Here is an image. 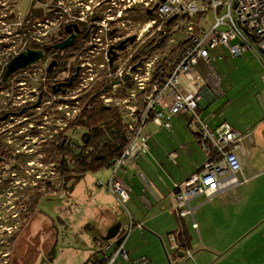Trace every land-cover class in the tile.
<instances>
[{"label":"rangeland","instance_id":"1","mask_svg":"<svg viewBox=\"0 0 264 264\" xmlns=\"http://www.w3.org/2000/svg\"><path fill=\"white\" fill-rule=\"evenodd\" d=\"M127 1L132 5L130 9L126 7ZM143 1L0 0V121L4 122L7 119L3 114L8 110L20 114L26 106L30 109L36 108L39 96H43L39 109H32L28 116L17 118L15 121L9 120L0 126L2 147L0 150L6 149L8 152L4 157L3 172L0 173V217L7 218L15 212L20 219L26 220L21 232L13 235L17 237L12 242L13 236L8 237L9 233L0 229V253L7 251L10 254L9 264H78L80 256L78 257L77 251L88 250L86 245L89 239L95 238L96 245L102 246L107 243L102 240L104 234L100 232L105 230L106 210L115 209L113 206L110 208L112 204L105 203L112 200V195H107L105 188H95V185H92L95 194L93 198H88L83 189L87 187L84 178L73 193L60 191L61 176L57 172L59 168L57 160L60 155L56 156L58 152H53L51 154L54 156H50L47 152H52L57 142L64 144L65 150H69L68 145L80 144V138L85 131L77 127L68 131V124H72L78 117L83 104L95 102L97 94V100L102 102V105H105L102 96L109 98L113 94L118 98L127 99L129 105L134 103L128 98V93L134 89L133 82L127 81V88L121 86L112 89V83L117 81H110L108 78L109 74L115 75L118 69L125 67L124 61L127 57L139 56L147 45L158 40V35L167 36V39L160 48L156 47L149 52V55L162 57L164 54L167 55L168 47L169 50L175 47L170 40L176 44L183 38L179 31L170 33L169 28H161L160 31L149 29L136 41L140 30L148 21L145 17L136 19L137 15L141 16L144 13L140 8ZM2 3L5 6H2ZM31 8L36 14L44 17L40 21L30 19ZM124 8L126 11L118 17L117 12L123 11ZM146 14L149 16L151 13ZM213 23L214 16L210 12L199 25L203 30H209ZM71 25H77L79 30L72 49L68 48L65 52L54 49V53L44 56L35 66L2 82L10 60L26 49L39 50L37 47L40 45L54 47L64 42L69 37L65 28ZM130 37H135L134 43L131 46H126L129 43H125L126 50L117 52V59H114V62L105 64L102 56L106 46L116 47L115 38L118 45ZM161 48L164 50L162 54ZM143 57L148 59L146 56ZM250 60L247 61L248 66L244 71V67L240 68L237 63L236 67L239 70L234 71L230 66L236 88L228 95L232 104L226 111L225 118L238 128L243 124L251 125L261 118L258 104L249 102L248 92L245 91L251 83L252 74L261 73L258 63L252 58ZM52 62L56 63V67L51 73H46ZM240 62L242 66L243 61ZM100 65L104 66L101 68ZM92 74L94 81L89 83L87 79ZM71 79L68 87L60 88L55 94L51 93L58 85L68 83ZM107 85L110 87H106ZM139 100H143V97L139 96ZM114 101L118 100H111L114 105L112 107L123 113L126 110L124 105ZM60 104L78 110L69 113L67 117L65 113L71 112V109L61 106V111H58ZM250 109H253V115L249 114ZM60 113L61 115H58ZM126 120L127 118L123 121ZM149 125L150 123L147 124ZM55 132H58L56 138L58 141L53 146ZM63 132L64 139L61 135ZM201 157L194 153L193 161L200 165L205 161L202 155ZM110 173L109 169H104L88 175L87 180L98 178L102 183H106L107 178L111 177ZM38 198L41 199L35 207L32 204ZM12 205L14 209H10ZM80 207H84L82 214L75 209ZM218 209L220 210L219 207ZM123 212L125 213L124 210ZM123 212H119L120 217H125ZM185 219L192 224L196 221V216L192 214V219L190 217ZM11 224H13L11 221L6 223L7 226ZM196 233L199 234L200 231ZM216 235L217 233H213L210 242L217 245L220 241Z\"/></svg>","mask_w":264,"mask_h":264},{"label":"crops","instance_id":"2","mask_svg":"<svg viewBox=\"0 0 264 264\" xmlns=\"http://www.w3.org/2000/svg\"><path fill=\"white\" fill-rule=\"evenodd\" d=\"M249 57L258 63L261 73L252 74L251 83L245 91L248 92L249 102L258 104L261 118L238 128L225 118L232 104L228 95L236 88L230 70L231 67L234 71L239 70L237 63L240 68L244 67V71ZM210 58V65L201 60L193 67L189 77L179 78L178 91L185 96L197 89L200 101L196 114L211 132L227 125L242 136L238 151L241 171L237 175L241 184L226 188L209 200L205 196L193 199L190 207L196 216L194 230L193 224L177 215L170 198L173 186L198 172L209 156L202 147L200 133L190 127L191 115L169 116L172 97L170 94L161 96L154 107L163 114L165 122L149 117V121L139 128V135L145 138L143 150H136L122 167L115 168L112 164L110 168H105L111 172L106 183L98 178L87 180L88 175L104 170L101 169L86 174L71 191L66 190L73 193L83 178L87 185L83 189L88 198H93L95 194L92 185L105 188V193L112 195V200L105 203L112 204L110 208L113 206L115 209L106 210L105 230L100 232L104 234L102 240L110 228L119 226L116 237L106 241L105 245H96L95 238L89 239L86 245L89 251H77L80 256L78 264H85L105 248H108V254L111 253L121 238L123 242L120 246L128 260L117 258L114 264H134L141 257L147 258L149 264H264V68L250 53L233 58L227 50L216 48L210 51ZM241 60L242 66L239 63ZM167 78L163 79V83ZM159 83L163 84L160 80ZM153 84L154 81L147 84L145 91L137 93L133 103L135 107L139 96L143 97L146 107L145 97L153 93ZM249 114L253 115V109L249 110ZM168 120L170 126L166 128ZM194 153L200 158L202 155L205 161L200 165L193 161ZM112 177L127 191L126 202L121 203L107 190ZM80 208L75 209L82 214L84 207ZM121 211L125 217L119 216ZM198 231L199 234L196 233ZM213 233H217L219 238L217 245L210 242ZM189 252L191 257L186 255Z\"/></svg>","mask_w":264,"mask_h":264},{"label":"built area","instance_id":"3","mask_svg":"<svg viewBox=\"0 0 264 264\" xmlns=\"http://www.w3.org/2000/svg\"><path fill=\"white\" fill-rule=\"evenodd\" d=\"M113 3H109V5H114ZM131 6V3H128L126 7ZM140 8L141 12L147 13L150 10L151 14L145 26L140 30L136 41L140 39L142 33L149 31V29L160 31L161 28H169L170 33L179 31L183 34L180 42L188 40L189 43L184 47L180 59L162 85L159 83L162 71L157 70V64L163 57L158 55H152L146 60L141 58L137 60L141 54L135 58L129 56L124 61L125 67L123 69H118L115 75L109 74L110 81H117L112 83V89L121 86L127 88L126 82H133L134 89L128 93V98L133 102L136 100L137 93L145 91L147 84L154 81L153 93L145 97V112L139 117L135 116L137 108L133 104H131L133 106L129 105L127 99L118 98L115 94L109 98L102 96L105 106L112 104L111 100H118L114 102L124 105L127 112L126 116L131 120L128 125V131L131 133L129 144L112 167L124 166L126 160L132 157L136 150L144 149L145 138L139 135L138 130L149 121V117H152L154 121L165 122L163 114L157 111L154 105L160 100L161 96L170 94L173 102L168 109L169 116L182 113L191 115L190 127L200 133L202 147L209 156L198 172L193 173L180 184L174 185L170 192V198L174 203L177 215L181 219L187 217L192 219L193 211L190 208V202L193 199L205 196L209 200L226 188L241 184L237 178L238 173L241 171L238 151L241 148L243 139L240 134L231 130L227 125L211 132L196 114L200 101L197 89L194 93L183 96L178 91L177 84L180 77L190 76L193 67L199 61H205L207 65H210V51L216 48L227 50L233 58H240L245 53H250L264 68V0H144ZM125 9L117 12L118 17L126 11ZM210 12L213 13L214 23L209 30H203L199 22ZM171 19L173 20L170 21ZM196 29L198 31L197 35L195 33ZM169 42L174 46L180 43L175 44L173 40ZM114 45L117 46L116 38ZM111 47L115 46H106L104 49L102 57L105 64L111 63V55H109ZM168 51H170L169 47ZM117 52L124 51H116L115 60L117 59ZM133 58L137 63H133ZM102 66L104 65H100L101 68ZM93 77V74L89 75L87 79L90 81L89 83L94 81ZM106 87L110 86L107 85ZM107 90L108 88H106ZM61 106L71 109V112L65 113L66 116L78 110L75 107L60 104L58 111H61ZM165 126L169 128V120L165 123ZM138 141L140 142L139 145H137ZM140 178L143 179L141 175ZM107 190L118 197L121 203L128 200L127 191L113 177L107 185ZM10 209H14V206H10ZM8 221L13 222V224L7 226ZM24 222L26 220L20 219L18 213L13 212L10 217H0V229L4 230L5 233H9L8 237H12L19 232ZM130 229H128V233ZM193 229H196L195 224H193ZM108 251V248L101 250L85 264H114L117 258L128 260L122 246L114 248L109 254ZM186 255L191 257L190 252ZM9 256L10 254L7 251L3 254L0 253V264H8ZM134 264H149V261L147 258L141 257L134 261Z\"/></svg>","mask_w":264,"mask_h":264},{"label":"trees","instance_id":"4","mask_svg":"<svg viewBox=\"0 0 264 264\" xmlns=\"http://www.w3.org/2000/svg\"><path fill=\"white\" fill-rule=\"evenodd\" d=\"M31 11L30 19L33 21H40L42 17H44L36 14L33 8H31ZM143 14L144 16L142 17ZM143 14H141V16L137 15L136 19H142L144 17L146 19L150 18V16H147L146 12ZM195 33L196 35L198 34L197 29ZM158 37V40H154L155 42H152L146 46L148 49L145 47V51L141 53V56L137 60L140 58L145 59L143 56L150 58L152 55H149V52L156 49V47L160 48L167 39V36L162 37L161 35H158ZM188 43V40L180 42L172 50L168 51L167 49V55L164 54L162 56L163 59L157 64V70L162 71V77L160 79L161 83H163V79L165 77L169 76L170 71L177 64L181 54L183 53L184 47ZM39 47L43 49L44 46L40 45ZM39 47H37V49L40 50L41 48ZM65 50L66 49L63 51L65 52ZM160 50L162 51V54L164 52L163 48ZM133 61L136 62L135 59H133ZM96 97L98 98V94ZM97 98H95V102L91 101L87 105L83 104L80 108L78 117L72 122V124H68L69 127L67 126L68 131L71 130V128L76 127L85 131V133L80 138V144H74L72 146L68 145L69 150H65L63 149L64 144H59L57 142L58 139H56L58 136H55L52 139V145L54 146V144L57 142V145L54 146L56 149H54L52 146L53 151L47 152V154L50 156H54L51 154L53 152H58L56 156L60 155L57 160L59 164L57 172L60 173L61 189L63 190L71 191L73 186L88 173L110 168L112 164L120 158L122 151L129 144L131 133L128 131V125L131 123V120L126 116L127 112L124 111L123 113H120V110L118 108H113L112 106L114 105L112 104L108 106L102 105V102L98 101ZM96 100L98 102H96ZM136 107L137 112L135 116L139 117L144 112L145 103L142 100H138ZM58 115H61V113ZM126 118L127 120L123 121ZM62 134H64V132ZM33 138L37 137L33 136ZM76 151L78 152L77 154L75 153ZM41 198L35 199L32 205L36 207L38 201ZM21 229L19 230L18 234L21 232ZM174 234L178 235V232H175ZM16 237L17 236H13L11 242L15 240Z\"/></svg>","mask_w":264,"mask_h":264},{"label":"water","instance_id":"5","mask_svg":"<svg viewBox=\"0 0 264 264\" xmlns=\"http://www.w3.org/2000/svg\"><path fill=\"white\" fill-rule=\"evenodd\" d=\"M148 14L151 13V11H147ZM171 19L170 21H172ZM66 33L69 35V37L62 43L54 45L53 49L57 50H64L71 48L75 42L76 36L79 34V30L77 25H71L67 26L65 28ZM135 40V37H130L128 39H125L124 41L120 42L116 47H111L109 50L110 61L112 62L115 59V52L114 51H123L125 48V43L132 44ZM44 57L43 50H33V49H26L17 56H15L10 62L7 64L5 72L2 77V82H6L8 79L13 77L15 74H17L20 71H25L26 69L35 66L40 60H42ZM56 67V63L52 62L47 70L46 73H50L52 69ZM72 82V79L68 83L60 84L55 89H53L52 94H55L58 92V90L62 87H68ZM1 161V159H0ZM119 231V226H114L110 228L107 232V235L105 238H103L104 241L112 240L116 237ZM123 242V238L119 239L116 242V246H120V244Z\"/></svg>","mask_w":264,"mask_h":264},{"label":"flooded vegetation","instance_id":"6","mask_svg":"<svg viewBox=\"0 0 264 264\" xmlns=\"http://www.w3.org/2000/svg\"><path fill=\"white\" fill-rule=\"evenodd\" d=\"M2 6H5V4H1ZM4 17H6V16H4ZM27 22V21H26ZM134 43V42H133ZM132 43V44H133ZM129 45H131V44H127L126 46H129ZM40 50H43V53H44V56H46V55H49V54H51V53H54L55 51H54V49H53V46L52 45H49V46H44L43 47V49H40ZM51 73V72H50ZM42 98H43V96L42 95H40L39 96V98H38V105H37V107L36 108H32V109H39L40 107V105H41V102H42ZM28 106H26L23 110H21L20 111V114L18 115V114H16L17 112H14V111H12V110H8L7 112H5V114H3L4 116H7L6 118V120L4 121V122H1L0 121V126H1V124H3V123H7L9 120H16L17 118H20V117H24V116H28L30 113H32V109H30V108H27ZM31 111V112H30ZM62 131V130H61ZM56 133V136L58 135V132H55ZM32 134H35V133H32ZM62 135V138H63V134H61ZM2 147L0 146V149H1ZM6 154H8V152L6 151V149L5 150H0V159H1V161H0V173H2L3 172V168H2V166L4 165V161H5V158L4 157H6Z\"/></svg>","mask_w":264,"mask_h":264}]
</instances>
